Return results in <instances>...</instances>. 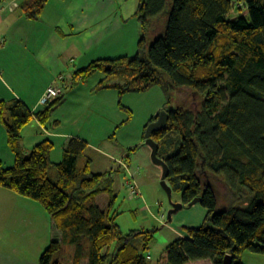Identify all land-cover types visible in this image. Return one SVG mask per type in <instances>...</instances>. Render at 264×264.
Returning a JSON list of instances; mask_svg holds the SVG:
<instances>
[{"label":"trees","instance_id":"obj_1","mask_svg":"<svg viewBox=\"0 0 264 264\" xmlns=\"http://www.w3.org/2000/svg\"><path fill=\"white\" fill-rule=\"evenodd\" d=\"M47 2L20 0L18 8L25 19L38 21ZM134 16L141 30L135 55L95 60L73 80L101 73L96 89L116 90L119 106L122 95L155 85L166 93L188 88L202 98L195 112L168 109L166 128L152 134L172 193L185 206L200 198L206 209L204 225L184 228L159 264H222L226 256L242 264L245 251L264 255V0H138ZM164 17L163 31L156 32V21ZM63 99L48 101L36 113L17 99L0 101V123L14 158L8 168L0 162V187L37 202L61 232L38 263L63 264L54 258L68 244L70 264H151L145 252L154 231L122 235L110 218L112 201L105 209L96 204L97 197L112 194L113 180L109 173H92L90 159L78 168L85 141L67 140L55 165L50 140L23 152L22 128L34 118L45 125ZM213 178L223 181L236 205L221 203Z\"/></svg>","mask_w":264,"mask_h":264},{"label":"crops","instance_id":"obj_2","mask_svg":"<svg viewBox=\"0 0 264 264\" xmlns=\"http://www.w3.org/2000/svg\"><path fill=\"white\" fill-rule=\"evenodd\" d=\"M15 3L18 0H0V101L17 99L36 113L43 109L40 99L44 92L54 86L64 98L56 110H62L66 104L76 106L71 112L56 113L45 125L34 118L21 130L23 149L24 144L30 148L46 139L57 147L53 149L57 150L55 160H51L53 150L49 156L55 165L62 160L63 147L70 138L85 141L87 148L90 144L80 136L53 128L54 122L77 123L83 107L89 102L92 106L88 93L95 94L93 106L98 110L104 112L109 105L115 106L116 90L96 89L104 75L99 73L96 77V73L84 82H75L73 74L95 60L135 55L141 35L134 16L138 2L127 5L126 0H48L38 21L25 19ZM118 7H121L119 12ZM60 76L63 80L58 79ZM30 125L34 132L28 127ZM0 142V162L6 168L11 167L14 158L1 125ZM101 154L113 161L111 156ZM86 159L89 158H85L83 166ZM108 173L113 180L110 170L94 174ZM127 173L133 181L128 168ZM36 203L0 187V264H39L40 255L50 244L51 225L55 227ZM18 234L21 241L26 235V240L18 241ZM183 236L184 232L177 238ZM52 239L60 240L61 234H54ZM35 249L38 252L35 253ZM239 260L242 264H264V255L245 251Z\"/></svg>","mask_w":264,"mask_h":264},{"label":"rangeland","instance_id":"obj_3","mask_svg":"<svg viewBox=\"0 0 264 264\" xmlns=\"http://www.w3.org/2000/svg\"><path fill=\"white\" fill-rule=\"evenodd\" d=\"M117 1L115 0V2ZM19 2L20 0L15 4L18 6ZM126 2L127 5H130V3L137 4L138 0H126ZM120 8L118 7L117 12H119ZM166 22V17L160 21L157 20L155 23L156 32L163 31ZM98 74L96 77H98ZM111 83H115V81ZM87 97L91 98L92 106L89 102V104L83 107L84 112L80 115L77 123L66 121L57 124L58 126L53 125V128L69 134H75L88 141L90 147L86 149L84 155L78 160V168L81 169L85 158H89L91 159L90 168L93 173H104L110 170L114 176L112 194H104L97 197L95 200L96 204L101 209H105L109 205V202L112 201L109 210L110 218H112L113 224L118 227L122 235L146 230L154 231L150 247L145 252V255L151 264H159V261L165 254L167 246L177 239V235L184 232V228H199L204 225L206 209L200 203L193 206H184L171 216L170 222H167V213L171 208V203H179L181 201V195L174 192L169 201L166 193L161 188V169L152 164L150 149L145 144L144 127L151 118H154L161 111L182 108L195 112L200 107L202 98L198 93L188 88H170L166 93L161 86L155 85L143 92L122 95L120 99L121 106L118 104L119 96L117 95L115 106L109 105L107 110L103 112L93 106V100H95L93 97H95V94L88 93ZM75 99L77 101V98ZM79 103L81 104V102ZM74 107L76 106L66 104L60 111L53 108L50 112L49 120L61 111L71 112ZM122 107L130 110V118L126 110ZM32 125L28 127L34 132L35 129ZM1 129L6 136L2 125ZM31 148L26 147L24 144L23 149L22 143L24 153H28ZM53 149H57V147ZM1 150L2 143L0 142ZM56 152L57 150L51 154V160H55ZM99 152L111 156L113 161L104 157ZM125 155L128 157L125 158ZM118 160L124 161L120 165L117 162ZM127 168L129 173L133 174V181L137 186L138 193L132 192L131 186L133 182L127 173ZM55 171L54 168L50 170V176L53 180H55L56 176ZM212 182L217 188L222 204L229 206L231 202L232 204H237V201L233 200L231 192L222 180L213 178ZM102 185H105L104 182H102ZM246 200H242L240 204H245ZM36 204L39 205L38 203ZM44 215L46 218L48 217L46 214ZM54 234L60 236L61 232L55 228L53 229L51 225V239ZM51 239L49 242H51ZM17 240L21 241L20 234L17 235ZM23 240H26V235ZM61 245V251L54 259L63 264H70L73 247L68 244ZM114 247L115 244L110 246V252L114 250ZM36 252H38L37 249H35ZM82 264H87V260L83 261ZM194 264L211 263L209 261H202Z\"/></svg>","mask_w":264,"mask_h":264},{"label":"water","instance_id":"obj_4","mask_svg":"<svg viewBox=\"0 0 264 264\" xmlns=\"http://www.w3.org/2000/svg\"><path fill=\"white\" fill-rule=\"evenodd\" d=\"M168 121V113L166 111H161L158 115L157 118L149 123L145 129L144 133V139H145V144L149 147L150 149V158L152 161V164L159 167L161 169V177H160V186L163 189V191L166 193L168 200H171V195H172V190L167 184V177L169 174V169L166 163L158 158V149L159 146L158 144L152 139V134L154 132L160 131L162 129L166 128ZM197 203H200V198H196L193 201H191L188 205L186 206H193ZM185 205H183L181 202L179 203H171V208L167 213V222L171 221V216L175 213H177L179 210H181ZM231 257L226 256L225 259L223 260L222 264H231Z\"/></svg>","mask_w":264,"mask_h":264},{"label":"built area","instance_id":"obj_5","mask_svg":"<svg viewBox=\"0 0 264 264\" xmlns=\"http://www.w3.org/2000/svg\"><path fill=\"white\" fill-rule=\"evenodd\" d=\"M15 6V5H14ZM59 80H63V77L60 76L58 77ZM59 96V90L54 87V86H49L46 91L44 92L42 98L40 99V104L43 106L45 105L48 101H51ZM131 178V175H130ZM133 182V181H132ZM129 184V183H128ZM132 192L133 193H138L137 186L133 182L131 186Z\"/></svg>","mask_w":264,"mask_h":264}]
</instances>
